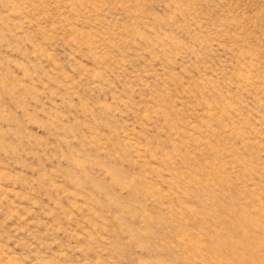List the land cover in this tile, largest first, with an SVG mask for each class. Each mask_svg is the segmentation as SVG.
Wrapping results in <instances>:
<instances>
[{
    "label": "rangeland",
    "instance_id": "obj_1",
    "mask_svg": "<svg viewBox=\"0 0 264 264\" xmlns=\"http://www.w3.org/2000/svg\"><path fill=\"white\" fill-rule=\"evenodd\" d=\"M0 264H264V0H0Z\"/></svg>",
    "mask_w": 264,
    "mask_h": 264
}]
</instances>
